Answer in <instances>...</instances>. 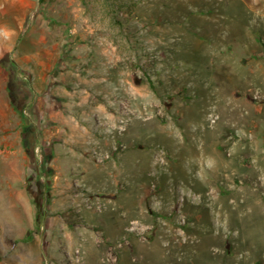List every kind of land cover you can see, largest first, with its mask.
Instances as JSON below:
<instances>
[{"label": "rangeland", "instance_id": "374dc122", "mask_svg": "<svg viewBox=\"0 0 264 264\" xmlns=\"http://www.w3.org/2000/svg\"><path fill=\"white\" fill-rule=\"evenodd\" d=\"M0 264H264V0H0Z\"/></svg>", "mask_w": 264, "mask_h": 264}, {"label": "trees", "instance_id": "16d2710c", "mask_svg": "<svg viewBox=\"0 0 264 264\" xmlns=\"http://www.w3.org/2000/svg\"><path fill=\"white\" fill-rule=\"evenodd\" d=\"M38 5L46 2L47 0H36ZM32 25V18H29V20L27 21L26 25L23 27L20 36H19V41L25 36V34L28 32V30L31 28Z\"/></svg>", "mask_w": 264, "mask_h": 264}, {"label": "bare ground", "instance_id": "6f19581e", "mask_svg": "<svg viewBox=\"0 0 264 264\" xmlns=\"http://www.w3.org/2000/svg\"><path fill=\"white\" fill-rule=\"evenodd\" d=\"M159 243H160V242H159ZM159 245H160V244H159ZM162 247H163V246H162ZM162 251L164 252V249H163V248H162ZM163 252H162V253H163ZM98 257H99V256H98ZM99 258H100V257H99ZM100 260L102 261V259H100ZM107 260H108V259H107Z\"/></svg>", "mask_w": 264, "mask_h": 264}]
</instances>
